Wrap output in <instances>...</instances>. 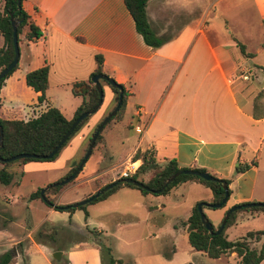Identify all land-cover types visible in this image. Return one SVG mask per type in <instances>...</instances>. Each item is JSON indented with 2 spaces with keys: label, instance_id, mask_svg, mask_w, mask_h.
Returning <instances> with one entry per match:
<instances>
[{
  "label": "crops",
  "instance_id": "crops-1",
  "mask_svg": "<svg viewBox=\"0 0 264 264\" xmlns=\"http://www.w3.org/2000/svg\"><path fill=\"white\" fill-rule=\"evenodd\" d=\"M155 1L148 0L145 6L150 30H152L151 23L155 16L153 3ZM254 3L258 15L264 21V0H254ZM1 7L2 0H0V9ZM20 7L29 21L38 29L40 36L36 40L33 38L24 41L22 37L26 29H23L19 35L16 68L0 87V119L27 121L37 117L49 107L56 108L65 119H71L82 97L69 95L68 92L74 89L77 94L85 88L84 85L73 88V85L80 82L86 83L89 75L94 72L96 69L94 56L101 57L99 67L101 74L120 84L127 94L122 117L119 121L112 123L111 130L125 128V136H128V132H133L139 137L130 148L124 151L118 149L120 153L114 162H112L114 157L112 153H116L114 151L108 153L106 162L96 157L93 164L89 165L87 163L89 158H87L74 178L77 180L76 186H86V191L81 194L80 200L118 179L119 173L127 163H133L137 167L139 161L131 162L130 160L135 151L149 150L153 153L158 165L173 159L180 169H203L211 176L228 182L229 194L222 208L202 207V213L206 219L216 220L217 226L225 211L234 205L264 203V180L258 178V170L264 166V155L257 161L255 156L254 166H250L245 172L241 174L234 172L239 164H250L243 160L240 150H251L255 147L252 149L254 154L255 149L264 141V117L253 119L251 102L246 101L240 93H236L231 88L235 69L240 67L235 54V45L228 48L222 43H216V46L212 48L206 35L200 29H195L193 42L191 41L188 51L195 50L197 53L199 50H207L209 61H195L196 54H193L190 60H181L177 57L179 48L177 37L171 38L158 48H151L145 45L136 33L123 0H21ZM198 38L200 41L195 46L194 42ZM260 45L250 59L261 50ZM43 65L48 68L47 89L44 92L45 99L38 103L36 98L39 93L25 86L24 76ZM240 69L246 68L240 67ZM261 69L264 68L257 70L262 71ZM242 75L246 76L237 73L235 77L239 79ZM99 83L101 86L102 82ZM103 94L105 103L103 105L102 101L99 107L100 109L103 106L101 113L82 126L73 141V146L68 148L71 153L72 149L75 152L80 145L83 147L90 130L112 109L113 94L110 89H106ZM21 99H23L22 102ZM107 141V138L102 139L99 148L108 147L111 141ZM30 164L33 163L28 162L15 167L18 168V172H21ZM70 168L71 166L68 165L61 166L58 168V173L41 182L39 188L54 183ZM10 171L13 173L11 168ZM145 178L146 176H143L144 180ZM133 192H136L138 200L136 198L128 207L142 206L145 211V223L149 224L150 228L169 229L170 232L165 233L161 240L163 245L168 242L171 250L166 255L153 250L142 258L132 259L130 256L113 255L114 258H128L134 264H195L190 262L189 255L204 254L190 248L187 243L186 229L180 226L179 222L188 218L191 208L196 203L209 204L212 200L211 191L196 181L178 184L167 194L158 196L142 195L135 189L119 188L94 204L105 205L116 193H119L118 199L133 197L135 194ZM148 196H151L150 201L146 200ZM27 197L21 196L19 199L23 202L34 201H28ZM60 197L61 193L57 196L55 205H70L77 201L71 199L60 203ZM114 200H112L114 204L120 203L123 207L125 206V200ZM16 201L14 195L8 199L2 197V202L7 206L13 207ZM29 205V203L24 204L27 212L31 209ZM124 209H127L126 206ZM6 211L0 210V254L11 251L12 264H54L52 258L48 256L50 252H55L54 249L47 243L35 242L32 235L45 222L47 215L59 213L72 220L74 212L72 214L57 212L45 205L44 216L38 223H34L31 229L26 230L25 227L29 223L26 225L14 223V220L7 219ZM85 213L82 226H87L89 222V216L87 212ZM106 213L109 215L116 211L110 210ZM261 217H264L263 213H253L249 214L247 219L255 220ZM241 225L242 223L239 224L236 219L227 227L224 231L226 240L232 241L241 237V232H238ZM118 227L119 224L112 226L108 223L106 226H97L96 230L97 234L104 231L103 235L109 237L106 231L115 230ZM23 239H27V242L22 250L19 249L21 250L19 254L15 245ZM174 241L187 244L188 247L184 249L186 255L183 258L176 256ZM88 245L89 243L83 241L73 243L66 250L69 253L66 263L100 264L95 250H79ZM47 247H50L51 251ZM59 247L61 255L58 261L64 262L65 248ZM210 260L214 264H237L238 259L231 253ZM259 264H264V259Z\"/></svg>",
  "mask_w": 264,
  "mask_h": 264
},
{
  "label": "rangeland",
  "instance_id": "rangeland-1",
  "mask_svg": "<svg viewBox=\"0 0 264 264\" xmlns=\"http://www.w3.org/2000/svg\"><path fill=\"white\" fill-rule=\"evenodd\" d=\"M156 1L153 2L155 6V16L152 19L151 26L153 31H151L155 33V37H157L159 40H165L166 42L171 40V38L173 39L174 37H177V44L179 46L177 50V57H180L181 60H190V57L193 56V54H196L195 61L210 60L207 50H199L197 53L195 52V50H192V52L191 50L188 51L192 44L191 41L193 42V30L195 29H200L206 35L209 41V45L212 48L216 46V43H222L228 48L234 47V45L237 43L244 46V50L246 53L252 55L261 44V50H259L257 54L253 55L251 59L242 58L239 55L237 48L235 49V54L240 62V67L246 68L241 70L238 66L235 69V75L237 76V73H241L248 76V78L247 80H242L240 77L238 79L234 75L231 83V88H233L232 90H234L236 93H240V96H242V98H244L246 101H250L251 104H253L255 95L258 92H261V100L256 103V108L258 113H264V72L259 71L255 68L259 67L256 65L264 66V21L257 13L254 0ZM199 41L200 40L198 38V40L194 42V45L197 46ZM101 84V88L103 89V92H105L106 89H108V86L104 83ZM58 92L63 93L61 91ZM103 92L102 101L104 105L105 95L103 94ZM68 93H70L69 95H72L74 93V89H72V91ZM23 99H21V102L23 101ZM102 108L103 106L100 109L98 108L99 110L97 112L89 116L85 124L95 119L98 114L101 113ZM100 121L98 123H100ZM112 123L113 120L106 126H104L100 131V140L94 147V149H92L88 157L89 159L87 163L89 165L93 164V160H95L96 157H99L104 162H106L108 153H112L113 151L116 152L112 153L114 155L112 162H114L116 161V158H118V154L120 153L118 149L124 151L136 143L137 138L139 137L138 134L128 132V136H125L126 129L114 128L111 130ZM81 129L82 127L70 137L66 144L60 149L55 159L49 161L54 162L53 164L50 165L48 164L49 162H30L33 164H30L29 167H27L25 170H21V172H18V168H16L15 166L10 167L13 171L12 182L7 186L0 185V210H7L5 215L7 216V219L14 220V223H22L23 225L29 223V225L25 227L26 230H29L32 228L34 223H38L39 220L44 216V202L39 200L23 202L19 199V197H26L30 193L34 192L39 188L41 182L47 180L48 178H51L52 176H55L58 173V168H60L61 166H74V164L77 162V159L82 154L83 147L87 145L88 139L90 137L89 133L85 139L83 147L80 145L75 150V152L72 149L71 153L68 148L73 146V141L75 140L78 132ZM106 138L108 139V141H111L110 145L108 147L105 146L104 148H99V144L101 143L102 139ZM254 148L255 147L251 148V150H240L241 156L245 162H254L255 156L256 161L258 158H262V156L264 155V141L261 146H258V148L255 149V153L253 154L252 149ZM96 168L97 167L95 166V170ZM258 173L260 176H258V178H260V180H264V166H261V168H259ZM76 183L77 180L72 179L67 184L60 186L61 188L57 190L55 194H48L47 198L52 201L53 205H55L54 202L60 193V203L71 199H76V202L81 201L80 197L81 194L86 191V186H76ZM133 193H135L133 194V197H124L125 199H118L120 198L119 193H116V195L113 196L111 200H109L105 205L102 206L95 204L84 205L83 210L76 209L74 211L72 220L69 217L67 218V216L59 213L47 215L45 222L42 223L33 233L32 239H34V235L37 231L46 233L45 235L52 234L55 241H46V243L52 249H55L56 246L65 248L63 250V259L65 261H67L69 254L66 251L67 248H70L73 243L78 241L89 243L88 247H81L79 250H95L99 261L100 253L96 245V243L99 241L105 246L109 247L111 250V254L114 256L124 255L126 257L130 256L132 259L142 258L153 250H158L164 255L168 254L171 250V245L168 242H165V244L163 245L162 240L165 233L170 232V230H158L157 228H150V225L145 223V211L142 206L138 205L137 207H128V205L136 200V198L138 200L136 192ZM12 195L16 196L17 199L13 207L7 206L2 202V197L8 199ZM114 199L117 201L125 200V206L127 209H124L125 206L123 207V205H121L120 203L114 204L112 202V200ZM146 200L150 201L151 196H148ZM27 203H29V206L31 207L29 212H27L24 208V204ZM110 210H115L116 213H109L108 215V213L106 212ZM84 212H87L89 216V222H87V226L81 225ZM249 214H253L251 213V210H237L232 213L231 219L233 223L236 219L239 221V224L242 223L241 227L238 229V232H241V237L244 236L246 231L252 232L264 229V217L251 220L247 219ZM208 216L211 218L210 214H208ZM243 216H245L246 218H242ZM231 219L229 221H231ZM210 221V224H212V227L215 229L217 226L216 220L210 219ZM108 223H111L112 226L115 224H119V227L115 230H107L106 232L109 233V237L103 235L104 231L103 233L97 234V226H106ZM42 241L45 242L44 236ZM26 242L27 239H23L17 246V249L22 250V248L26 245ZM186 245L187 244H184V242L174 241L173 246L176 250L175 252L177 254V257L183 258L186 255V251L184 250L185 247H188ZM257 245L259 244H254V246ZM50 247L47 248L50 249ZM52 253L50 252L48 256L51 257ZM195 255L196 256L189 255L188 258H190V262L192 261L195 264L196 262L197 264H214L212 260L208 259L204 255Z\"/></svg>",
  "mask_w": 264,
  "mask_h": 264
},
{
  "label": "trees",
  "instance_id": "trees-1",
  "mask_svg": "<svg viewBox=\"0 0 264 264\" xmlns=\"http://www.w3.org/2000/svg\"><path fill=\"white\" fill-rule=\"evenodd\" d=\"M147 1L148 0H123V4L126 11L128 12V14L132 19L136 33L141 37L144 44L151 48H158L166 41L159 40L157 37H155V34L149 28L145 15V6ZM10 14L15 19H20V18L22 19V21L18 24L16 28L17 44L20 41L19 35H21L23 29H26V33L22 37L23 38L22 40L24 41H29L33 38L37 39L40 36L38 29L31 23V21H29L28 16L24 13L21 7L19 10H16L14 0H2V7L0 9V36L2 38V47L0 48V70L5 68L11 62L13 56L12 43H11V28L9 23ZM235 47L237 48L238 53L242 57L244 58L251 57V54L245 52L244 46L236 43ZM94 60L96 63V69L94 70V72H92L89 75L86 83L80 82V83H75L73 85V88L80 87L82 85H84L85 88L82 90L81 93H77V94L75 92L73 93L74 95L81 96L82 100L78 105V107L73 112L71 119L69 120L65 119L61 115V113L54 107L47 108L37 117L29 119L27 121L0 119V127L2 132V144L0 147L1 160H6L18 154H27V155H34L40 157L39 159L23 158V159L15 160L13 162L0 163V185L7 186L12 182L13 173L10 171L11 166H21L28 162H49L54 160L60 149L66 144V142L70 139V137L85 124L88 117L82 120L73 129L69 137L65 140V142L60 146L58 151L50 159L45 158L59 143V141L61 140V138L63 137V135L66 133L69 126L71 125L72 121L76 117H78L81 113L90 110L95 105L97 101V92L89 79L94 74H101L99 69L101 64V57L94 56ZM15 68L16 65L7 75H5L2 79H0V87L3 81L11 74L12 71L15 70ZM257 69L260 68L257 67ZM262 71H264V69ZM47 72H48L47 66L43 65L40 68H37L35 70L26 73L24 76L25 86L30 88L33 92L39 93V95L36 98L38 103H41L45 99L44 92L47 89V81H46ZM100 82L107 85V83H105L104 81H100ZM117 85L120 86L122 89V103L119 109L117 110V112L115 113V115L108 120L106 125L110 123L112 120L113 122L119 121L123 114L124 102L127 94L120 84ZM108 88L113 94V98H112V108H113L117 101L118 91L117 89H114L110 86H108ZM260 100H261V92H258L255 95L252 104L251 116L253 119H260L264 117V113L261 114L259 113L258 115L256 108L257 106L256 103L259 102ZM110 111H108L105 115H107ZM98 124L99 123H97L91 130L90 137L92 133L95 131ZM99 140H100V136L98 134L95 139L93 148L98 144ZM86 147L87 145L83 147L82 154L79 156L74 166H72L70 170L63 177H61L55 182L64 179L74 171L79 161L81 160ZM130 160L131 162L139 161V165L137 166L135 171L128 176V178L135 181H139L140 183H142L144 187L148 189V191L135 188L132 185H128V184H116L113 188L102 193L97 198L91 200L89 203L85 205H91L98 201H101L119 188L135 189L139 191L142 195H147V194H151L154 196L165 195L172 188L186 181H196L207 187L212 193V200L210 201L209 204H218L223 198V190L221 189V183H225L226 186L228 185V182L226 180L218 179L213 175L212 177L216 179L215 182L204 181L194 176L180 175L176 177L172 182H170L159 194L150 193L158 190L161 187L162 183L173 173L180 170V168L177 167L176 162L173 159L165 161L162 165H158L154 160L153 153L149 150L135 151L132 157L130 158ZM250 166H254V162H250V164L248 165L239 164L234 169V172L236 174H241L245 172ZM193 170H197L199 172H205L203 169H193ZM143 176H146L145 180L143 179ZM119 179L120 178L116 179L115 181ZM60 188H61L60 186H57L45 192L43 194L44 199L47 200L50 204H53L52 201H50L47 198V195L52 193L55 194L57 190H59ZM39 190L40 189L38 188L34 192L30 193L27 197V200L42 201L39 196ZM227 193L229 194L228 189H227ZM198 204L199 203H196L191 208L190 215L185 221L179 222V225L185 227L186 229L187 243L193 251L200 252L209 259H218L221 256L229 255L233 253L238 259L237 264H259L264 259V230L246 232L244 236L235 239L233 241L226 240L224 236V231L226 227L233 224V221L231 219L233 213L232 212L225 221L222 231L217 235H209L208 232L204 230V228L201 225L199 214L196 209V206ZM64 206L66 205H54L52 209L57 212H65L68 214H72L76 209L78 210L84 209V205L79 206L77 208H68L66 210L63 209ZM223 206L224 205H222V207ZM239 210H247V211L251 210V213L260 212L264 214V208L262 207H250ZM84 216H86L85 212H84ZM230 219L231 221H229ZM211 228L212 231H215L218 228V226L215 229L212 226ZM45 234L46 233L37 231L36 234L34 235V241L40 244H44L46 243V241L47 242L55 241L52 234H47V235ZM43 236L45 238V242L42 241ZM257 243L259 245L254 246V244ZM18 245L19 243L15 245L16 251L19 254H21V250L19 249L17 250ZM96 245L99 249L101 264H134L132 260L128 258H120V259L114 258V256L111 254L110 248L102 244L100 241L97 242ZM60 250L61 248L59 246H56L54 249V251H60ZM12 263H13V257L11 251H6L0 254V264H12ZM52 263L67 264L66 261L64 262L52 261Z\"/></svg>",
  "mask_w": 264,
  "mask_h": 264
},
{
  "label": "water",
  "instance_id": "water-1",
  "mask_svg": "<svg viewBox=\"0 0 264 264\" xmlns=\"http://www.w3.org/2000/svg\"><path fill=\"white\" fill-rule=\"evenodd\" d=\"M15 1V8L16 10L20 9V0H14ZM22 21V19H15L12 17V15H9V23H10V28H11V43H12V50H13V56H12V60L11 62L3 69L0 70V79H2L5 75H7L16 65L17 60H18V45H17V39H16V28L18 26V24ZM90 82L93 84L94 88L96 89L97 92V101L95 103V105L88 111L81 113L78 117H76L71 125L69 126L68 130L66 131V133L63 135V137L61 138V140L59 141V143L54 147V149L45 157L46 159H50L60 148V146L65 142V140L69 137V135L71 134V132L73 131V129L84 119H86L87 117L91 116L93 113H95L98 108L101 105L102 102V90H101V86H100V81H104L105 83H107L108 86L117 89L118 93H117V101L114 105V107L111 109V111L105 115L102 120L100 121V123L97 125L95 131L92 133L87 147L85 149L84 154L82 155L81 160L79 161L77 167L74 169V171L67 177H65L63 180L58 181V182H54V183H50L48 185H46L45 187H42L39 190V196L40 199L44 202L45 205H48V207L53 208V204H50L47 200L44 199L43 194L54 187L57 186H62L67 184L68 182H70L72 179H74V177L79 173V171L81 170L82 166L84 165L85 161L87 160V158L90 155V152L93 148L95 139L97 137V135L100 133V131L102 130V128L106 125V123L108 122V120L113 117L115 115V113L117 112V110L119 109L121 103H122V89L120 86H118L117 84L114 83V81L103 75V74H94L90 77ZM2 144V132H1V127H0V147ZM23 158H27V159H39L40 157L34 156V155H27V154H18L15 155L13 157H10L6 160H1L0 159V163H8V162H13L15 160H19V159H23ZM180 175H189V176H194L197 178H200L204 181H209V182H215L216 179L214 177H212L210 174L206 173V172H199L197 170H193V169H180L178 171H176L175 173H173L171 176H169L161 185V187L153 192L150 193H154V194H159L170 182H172L176 177L180 176ZM116 184H128V185H132L135 188L138 189H142L144 191H148V189L146 187H144L142 185V183H140L139 181H135L132 180L130 178H123V179H119L117 181H113L103 187H101L100 189H98L96 192H94L91 196L78 201L76 203H72L70 205H66L63 207L64 210L68 209V208H77L79 206H83L87 203H89L91 200L97 198L99 195H101L102 193L106 192L107 190L113 188ZM221 189L223 190V198L221 199V201L218 204H204V203H199L196 206L197 212L199 214V218H200V222L202 227L204 228V230H206L208 232L209 235H217L219 234L225 224V221L227 220L228 216L234 212L237 211L239 209H244V208H250V207H262L264 208V203H243V204H239V205H234L232 207H230L229 209H227L218 225V228L215 231H212L211 225L209 223V221L206 219V217L204 216V214L202 213L201 208L202 207H209L211 209H218L221 208L222 205H224V203L226 202V199L228 197V193H227V186L225 183H221ZM12 252L14 253V250H12ZM60 255L61 252L60 251H55L52 253L51 258L53 261H58L60 259ZM191 264V263H189Z\"/></svg>",
  "mask_w": 264,
  "mask_h": 264
},
{
  "label": "built area",
  "instance_id": "built-area-1",
  "mask_svg": "<svg viewBox=\"0 0 264 264\" xmlns=\"http://www.w3.org/2000/svg\"><path fill=\"white\" fill-rule=\"evenodd\" d=\"M240 78L242 80H247V77L244 75L240 76ZM136 168L137 167H135L133 163H127L125 168L119 173V178L120 179L128 178V176L131 175L135 171Z\"/></svg>",
  "mask_w": 264,
  "mask_h": 264
}]
</instances>
